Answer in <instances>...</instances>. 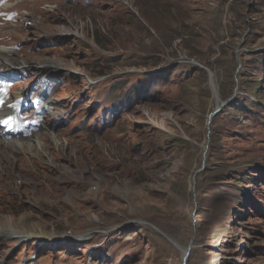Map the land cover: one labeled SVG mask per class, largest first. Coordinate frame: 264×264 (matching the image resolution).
I'll use <instances>...</instances> for the list:
<instances>
[{"label": "rangeland", "instance_id": "374dc122", "mask_svg": "<svg viewBox=\"0 0 264 264\" xmlns=\"http://www.w3.org/2000/svg\"><path fill=\"white\" fill-rule=\"evenodd\" d=\"M0 46L57 110L0 135L41 137L0 141V217L37 230L0 264H264V0H7Z\"/></svg>", "mask_w": 264, "mask_h": 264}, {"label": "bare ground", "instance_id": "6f19581e", "mask_svg": "<svg viewBox=\"0 0 264 264\" xmlns=\"http://www.w3.org/2000/svg\"><path fill=\"white\" fill-rule=\"evenodd\" d=\"M8 3H6V4H8ZM13 53H14L13 50H10V49H7V48L0 46V79H4L5 77L8 78V75H10L9 70H11V69H9V67H11V65L26 64V61H20V59L18 57L13 56ZM214 83H215V81H214ZM215 85H216V83H215ZM17 96H19V94ZM53 105H54L53 99L47 97L45 100L44 111L54 113V114L57 113V110L55 109L56 107L55 106L53 107ZM10 113H13V112H10ZM5 115H8V113L4 112V110H1V108H0V135L1 134L3 135L5 132V130L3 129L4 127L2 125L3 116H5ZM40 138L41 137H40L39 133L34 132L32 137H29L27 139H23V137L21 139L13 138L9 141L0 139V141L4 142V144H5L2 151L4 153L10 155V153H11L10 150H12V149L17 150L18 148H21V150H24V151L26 149L29 150L31 148V143L33 141H37L38 144H40ZM2 151H0V152H2ZM10 166H12L11 162L8 164L7 162H4L3 159H0V168L2 170H8ZM26 219H27V215H25V214L16 220L13 217H9L8 219L0 217V228L2 229V231H0V237L1 236L7 237V235L9 233H11V234L17 233V234H20L22 237L37 235L36 234L37 230H35V231L31 230L29 228V226L26 224ZM50 236H52V235L50 234ZM2 237L0 239H3Z\"/></svg>", "mask_w": 264, "mask_h": 264}, {"label": "water", "instance_id": "95a60500", "mask_svg": "<svg viewBox=\"0 0 264 264\" xmlns=\"http://www.w3.org/2000/svg\"><path fill=\"white\" fill-rule=\"evenodd\" d=\"M202 68H205L204 66H202ZM209 73H210V77H211V80H212V84L214 85V88L216 90V96L218 98V100H220V97L218 95V90H217V87L214 83V73L212 70H210L209 68H205ZM227 104L226 101H221L220 105H218V107L215 109L214 112L211 113V115L209 116V124L212 122V119L214 116H216L221 110L222 108ZM189 255V251L186 252V257ZM185 257V258H186Z\"/></svg>", "mask_w": 264, "mask_h": 264}]
</instances>
